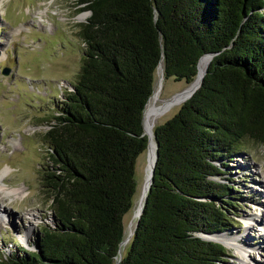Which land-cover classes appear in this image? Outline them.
I'll use <instances>...</instances> for the list:
<instances>
[{
	"label": "trees",
	"instance_id": "trees-1",
	"mask_svg": "<svg viewBox=\"0 0 264 264\" xmlns=\"http://www.w3.org/2000/svg\"><path fill=\"white\" fill-rule=\"evenodd\" d=\"M76 6L89 12L78 24L82 64L44 133L54 224L41 228L34 250L0 256V264L116 263L136 159L147 147L142 117L157 67L162 62L165 79L189 83L205 53L213 55L198 87L153 128L152 182L117 264L225 262V247L204 238L230 226L226 159L242 139L264 145V0Z\"/></svg>",
	"mask_w": 264,
	"mask_h": 264
},
{
	"label": "rangeland",
	"instance_id": "rangeland-1",
	"mask_svg": "<svg viewBox=\"0 0 264 264\" xmlns=\"http://www.w3.org/2000/svg\"><path fill=\"white\" fill-rule=\"evenodd\" d=\"M77 7L76 0H0V173L5 171L0 186V211L5 213L0 217L1 257L34 250L41 228L54 224L43 179L49 151L44 133L82 64L78 24L88 12H78ZM195 79L186 83L163 77L157 105L166 104ZM181 104L167 109L154 127L172 117ZM235 152L226 159L221 176L232 191L225 198L230 226L225 233H215L230 239L226 261L220 264H264V145L245 138ZM148 164L146 148L136 159L133 204L123 217L122 256ZM15 190L19 196L11 192Z\"/></svg>",
	"mask_w": 264,
	"mask_h": 264
},
{
	"label": "bare ground",
	"instance_id": "bare-ground-1",
	"mask_svg": "<svg viewBox=\"0 0 264 264\" xmlns=\"http://www.w3.org/2000/svg\"><path fill=\"white\" fill-rule=\"evenodd\" d=\"M81 18H84V15L79 17V19H81ZM207 62H208V57L207 56L201 57L199 59V61H198V64H197V73H198V75L196 74L197 75L196 79L192 82V84H190L182 92H180V93L176 94L175 96H173L172 99L169 100L166 104L163 103V106H160V107L157 105V103L159 102L160 91H161L162 83H163V66H162V62H160L158 67H157V70H156L157 80H156V83H155V87H154L153 93H152L151 97L148 100L149 102H147L148 104H146V106H145V109H144L145 113H144V116H143L144 129L146 130V132H149V134L151 136L149 138V143H148V147H147L148 148V155H149V164H148V167H147V170H146L147 174H146V178H145V183H144V186H143L142 194H141V196H140V198L138 200V203H137V205L135 207L133 221H135V219H137L138 216H139L142 204L144 202L145 193L147 192V187H148V184H149L150 169H151V165H152V162H153V159H154V156H155V139L153 137V128H154L155 122L157 121V119L159 117L163 116L165 113L168 112L167 109L169 110L172 106L183 103V101L188 96L189 92L193 88H195L198 85V83L200 82L201 76L203 75V73H204V71L206 69ZM4 172L0 173V186L3 183V179L2 178H3ZM0 188H2V187H0ZM19 190H20V188H19ZM11 192H15V195L19 196L18 195V190L11 191ZM2 202H3V199H1V196H0V203H2ZM2 216H5V213H2L0 211V217H2ZM133 221L128 227V230H127L128 233L126 235L125 241H128L130 239L132 233H133V223H134ZM213 235H216V234H213ZM228 237L225 236V235H220V236L216 235V236L207 237V238L211 239L213 241H217V242L221 243L224 247L228 248L229 247L228 244H229V241H230V239ZM122 244H123V242H122ZM122 244H121V246H122ZM121 246H120V252H119L120 255H121ZM241 254H242V252H241Z\"/></svg>",
	"mask_w": 264,
	"mask_h": 264
},
{
	"label": "water",
	"instance_id": "water-1",
	"mask_svg": "<svg viewBox=\"0 0 264 264\" xmlns=\"http://www.w3.org/2000/svg\"><path fill=\"white\" fill-rule=\"evenodd\" d=\"M88 14H89V12H88ZM212 53H205V54H202L199 58H198V60L201 58V57H203V56H207L208 57V62L210 61V59H211V57H212ZM198 60H197V62H198ZM197 62H196V70H197ZM208 62H207V64H208ZM7 72H8V70H4V73L5 74H7ZM205 72V71H204ZM204 74V73H203ZM203 76V75H202ZM202 76H201V78H202ZM200 81H201V79H200ZM200 83V82H199ZM199 83H198V85H199ZM198 85L195 87V88H193L190 92H189V94H188V96L186 97V99L194 92V90L198 87ZM154 90V89H153ZM151 97V96H150ZM149 100V99H148ZM148 100H147V102H148ZM147 102H146V104H147ZM146 104H145V106H146ZM143 116H144V112H143ZM142 119H143V117H142ZM143 130H144V134H146V136H147V147H148V143H149V138H150V134H149V132H146V130L144 129V123H143ZM153 137H154V139H155V135H154V133H153ZM146 147V148H147ZM156 159H157V141H156V139H155V156H154V159H153V162H152V165H151V169H150V175H149V184H148V187H147V192H148V190H149V188H150V184H151V182H152V177H153V170H154V166H155V162H156ZM147 192L145 193V198H144V202H143V204H142V207H141V211H140V213H139V216H138V218H137V220H136V224H137V221H138V219H139V217H140V215H141V212H142V209H143V206H144V204H145V200H146V194H147ZM136 224H135V226H136ZM135 228V227H134ZM133 232H134V230H133ZM133 234V233H132ZM132 236V235H131ZM204 239H206V240H211V239H207V238H204ZM211 241H213V240H211ZM122 242H123V240L120 242V244H119V248H118V255H117V260H116V263L115 264H117L119 261H120V259H121V257H122V255H120L119 254V252H120V246H121V244H122ZM120 255V256H119Z\"/></svg>",
	"mask_w": 264,
	"mask_h": 264
}]
</instances>
